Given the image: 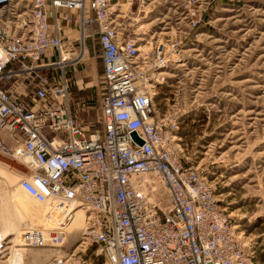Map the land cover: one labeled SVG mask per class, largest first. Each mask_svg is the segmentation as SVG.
<instances>
[{
    "label": "built area",
    "instance_id": "obj_1",
    "mask_svg": "<svg viewBox=\"0 0 264 264\" xmlns=\"http://www.w3.org/2000/svg\"><path fill=\"white\" fill-rule=\"evenodd\" d=\"M117 5L0 0V82L78 61V47L69 46L63 32L62 10L78 11L82 22L93 24L101 66L95 131L76 124L64 76L41 79L28 100L0 85V154L24 165L14 169L19 187L58 213L51 228L38 226L24 243L61 247L67 224L81 210L76 244L48 264H257L207 177L181 157L175 112L156 110L148 52L125 36ZM144 175L163 186L164 208Z\"/></svg>",
    "mask_w": 264,
    "mask_h": 264
},
{
    "label": "rangeland",
    "instance_id": "obj_2",
    "mask_svg": "<svg viewBox=\"0 0 264 264\" xmlns=\"http://www.w3.org/2000/svg\"><path fill=\"white\" fill-rule=\"evenodd\" d=\"M115 9L125 36L148 52L156 110L161 116L175 112L181 157L207 177L219 205L254 248L257 264H264V0H118ZM61 14L67 16L63 32L68 45L78 47V61L43 70L39 76L19 74L0 85L28 100L41 79L58 81L64 76L76 124L95 131L101 66L94 27L82 22L78 11ZM84 17L91 18L87 9ZM157 61L161 63L154 65ZM0 160L15 170L24 167L6 155L0 154ZM0 176V264H11L13 253L22 248V264H48L76 244L80 228L61 247L14 242L19 228L33 220L30 211L44 213L47 206L28 201L29 213L20 216L22 208L7 203L4 194L17 181L3 169ZM147 176L143 180L157 187L164 208L163 186Z\"/></svg>",
    "mask_w": 264,
    "mask_h": 264
},
{
    "label": "bare ground",
    "instance_id": "obj_3",
    "mask_svg": "<svg viewBox=\"0 0 264 264\" xmlns=\"http://www.w3.org/2000/svg\"><path fill=\"white\" fill-rule=\"evenodd\" d=\"M136 50L140 51L139 47H137ZM67 55H69V54L64 53V59L65 60L68 57ZM158 75H159V73H158ZM153 85L154 84H152L151 86H153ZM1 169L5 170L6 174L12 176L13 179H15L17 181V183L14 184L13 186L6 187V192L4 194H6L7 200L5 199V201L7 203L10 201V203L14 204V206H16L19 209V211L22 208V211H20V216L22 213H24V211L25 212L27 211L29 213L28 210L30 209V205H32V204L28 205L29 204L28 201H32V203H34L35 200L19 187V183H18L19 182V175H18V173L14 169H12V167L10 165L2 163V161L0 160V170ZM145 177H148V176L144 175L142 177V179H145ZM10 180H12V179H10ZM154 181H157V180H153V182ZM4 184H6V182ZM4 184H3V186H4ZM5 186H8V185L6 184ZM152 189L157 190V187L155 186ZM8 198H11V200H9ZM35 202H37V201H35ZM37 203H39V202H37ZM2 204H4V203L2 202ZM40 204H42V203H40ZM46 206H47L46 207L47 210L46 211L44 210L45 211L44 213L40 212L38 210L37 211H30V215H31L30 218H32L33 220L30 221V223L26 224V226H21L19 228V231H17L16 240H14V242H17V241L20 243L22 242V244L20 246H29L28 244L24 243L25 237L27 234H30V233L33 234L34 232H36V229H38L37 228L38 223H42V225H43L42 229H44V230L51 228V226H53L56 223V220L58 219V213L54 212L52 207H50L48 205H46ZM25 208H26V210H25ZM13 218L14 219L10 221L11 224L16 222V216H14ZM83 218H84L83 212L81 210H78L75 213L74 219L69 224H67V230L71 233L75 228H77L80 225L79 224L80 219H81V228H82L83 227ZM4 220L7 221L6 218ZM16 226L19 227L20 225L16 224ZM235 227H239V226H235ZM13 246H15V245H13ZM24 249L25 248L17 249L13 253V256L11 258V264H22L23 263V260H24L23 259V250Z\"/></svg>",
    "mask_w": 264,
    "mask_h": 264
},
{
    "label": "crops",
    "instance_id": "obj_4",
    "mask_svg": "<svg viewBox=\"0 0 264 264\" xmlns=\"http://www.w3.org/2000/svg\"><path fill=\"white\" fill-rule=\"evenodd\" d=\"M7 142H8V144L12 145V143L10 141L7 140ZM79 224L80 225L77 227V229L81 228V219L79 220Z\"/></svg>",
    "mask_w": 264,
    "mask_h": 264
},
{
    "label": "water",
    "instance_id": "obj_5",
    "mask_svg": "<svg viewBox=\"0 0 264 264\" xmlns=\"http://www.w3.org/2000/svg\"><path fill=\"white\" fill-rule=\"evenodd\" d=\"M134 135V134H133ZM141 142V141H140Z\"/></svg>",
    "mask_w": 264,
    "mask_h": 264
}]
</instances>
